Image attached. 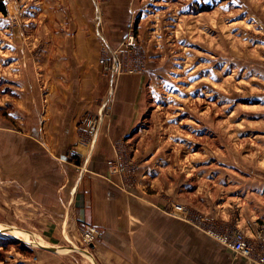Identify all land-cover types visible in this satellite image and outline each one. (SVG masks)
I'll return each mask as SVG.
<instances>
[{
	"label": "rangeland",
	"instance_id": "rangeland-1",
	"mask_svg": "<svg viewBox=\"0 0 264 264\" xmlns=\"http://www.w3.org/2000/svg\"><path fill=\"white\" fill-rule=\"evenodd\" d=\"M3 3L7 14L0 13V74L12 65L10 74L0 75L2 88L12 84L8 80H14V71L24 69L14 36L38 32L40 20L106 23L112 55L106 56V71L99 63L104 49L96 37L97 74L111 87L110 97L119 76L142 77L144 115L136 133L142 149L132 153L143 170L165 169L164 178L168 172L177 178L174 205L187 208V220L215 231L221 227L216 212L229 205L233 183L264 182V0ZM30 44L35 60L39 41ZM121 162L115 158L107 166L115 174H127ZM18 196L0 179V232L6 233L0 235V264H30L44 247L73 262L95 264L92 244H82V232L67 218L40 215ZM200 215L209 220L200 222Z\"/></svg>",
	"mask_w": 264,
	"mask_h": 264
},
{
	"label": "crops",
	"instance_id": "crops-1",
	"mask_svg": "<svg viewBox=\"0 0 264 264\" xmlns=\"http://www.w3.org/2000/svg\"><path fill=\"white\" fill-rule=\"evenodd\" d=\"M39 23L38 32L14 36L24 69L13 70L14 80L5 86L13 91L0 87L1 182L40 215L67 218L80 233L97 229L91 245L96 264H247L187 220L186 207L182 215L170 211L178 203L177 178L170 172L164 178L165 169L143 170L136 160L143 80L121 75L109 96L111 87L95 67V20ZM100 27L107 41L106 23ZM32 40L39 41L35 60ZM11 65L0 75L10 74ZM18 75L22 81L15 80ZM89 113L101 119L93 140L81 124ZM115 158L127 174L107 166ZM237 181L227 208L216 212L221 227L214 232L240 229L252 237L256 225H264V182ZM33 255L30 264H81L42 249Z\"/></svg>",
	"mask_w": 264,
	"mask_h": 264
},
{
	"label": "built area",
	"instance_id": "built-area-1",
	"mask_svg": "<svg viewBox=\"0 0 264 264\" xmlns=\"http://www.w3.org/2000/svg\"><path fill=\"white\" fill-rule=\"evenodd\" d=\"M98 37L103 45V55L99 61L100 65H104V70H108L109 62L106 56L112 55L108 43L106 42L103 31L101 30V20H96ZM114 67V66H113ZM112 68V67H111ZM114 73H118L120 67L112 68ZM99 116L87 115L82 120V125L85 127L87 134L93 138L99 126ZM124 170V169H123ZM177 215V212H185L181 206L173 205L170 210ZM182 215V214H181ZM200 222L208 221L207 217L200 215ZM207 231L212 233L216 240L227 250H229L235 260H244L247 264H264V225H256L252 237H247L240 229L225 230L219 234L214 232L207 226ZM99 232L93 227H86L81 235L82 244L89 246L96 240Z\"/></svg>",
	"mask_w": 264,
	"mask_h": 264
},
{
	"label": "trees",
	"instance_id": "trees-1",
	"mask_svg": "<svg viewBox=\"0 0 264 264\" xmlns=\"http://www.w3.org/2000/svg\"><path fill=\"white\" fill-rule=\"evenodd\" d=\"M0 13L2 14V15H5L6 16V14H7V12H6V8H5V5H4V3H3V0H0ZM76 164H77V162H75Z\"/></svg>",
	"mask_w": 264,
	"mask_h": 264
},
{
	"label": "water",
	"instance_id": "water-1",
	"mask_svg": "<svg viewBox=\"0 0 264 264\" xmlns=\"http://www.w3.org/2000/svg\"><path fill=\"white\" fill-rule=\"evenodd\" d=\"M6 233L5 232H0V235H5ZM29 245V244H28ZM92 247V246H91ZM40 248V247H39ZM41 249H44L48 252H51V253H55L57 254V251L54 249V248H41ZM96 264V263H95Z\"/></svg>",
	"mask_w": 264,
	"mask_h": 264
},
{
	"label": "bare ground",
	"instance_id": "bare-ground-1",
	"mask_svg": "<svg viewBox=\"0 0 264 264\" xmlns=\"http://www.w3.org/2000/svg\"><path fill=\"white\" fill-rule=\"evenodd\" d=\"M20 234V233H19ZM44 248H46V247H44Z\"/></svg>",
	"mask_w": 264,
	"mask_h": 264
}]
</instances>
